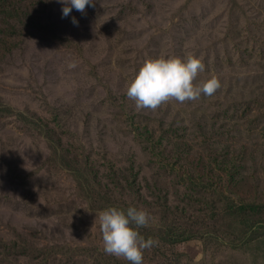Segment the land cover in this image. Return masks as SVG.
I'll return each instance as SVG.
<instances>
[{
    "label": "rangeland",
    "instance_id": "obj_1",
    "mask_svg": "<svg viewBox=\"0 0 264 264\" xmlns=\"http://www.w3.org/2000/svg\"><path fill=\"white\" fill-rule=\"evenodd\" d=\"M62 7L0 0V264H130L104 251L109 206L151 213L143 264H264V0ZM187 55L212 95H126Z\"/></svg>",
    "mask_w": 264,
    "mask_h": 264
},
{
    "label": "clouds",
    "instance_id": "obj_2",
    "mask_svg": "<svg viewBox=\"0 0 264 264\" xmlns=\"http://www.w3.org/2000/svg\"><path fill=\"white\" fill-rule=\"evenodd\" d=\"M63 5L62 17H68L73 8L81 13L94 0H59ZM72 22L78 24L75 16ZM205 70L200 56H160L145 60L127 87L126 95L138 108L155 109L171 98L179 102L194 100L201 94L212 95L219 88L217 77H210L202 85L194 83L197 75ZM104 251L124 257L130 264H143V253L155 240L145 238L140 228L152 221V215L143 208L109 206L98 213ZM96 219V218H95Z\"/></svg>",
    "mask_w": 264,
    "mask_h": 264
},
{
    "label": "trees",
    "instance_id": "obj_3",
    "mask_svg": "<svg viewBox=\"0 0 264 264\" xmlns=\"http://www.w3.org/2000/svg\"><path fill=\"white\" fill-rule=\"evenodd\" d=\"M184 233H180V234H178V233H175L174 235L173 234H171V236H172V239L173 240H180V239H183V238H187L185 235H183Z\"/></svg>",
    "mask_w": 264,
    "mask_h": 264
}]
</instances>
